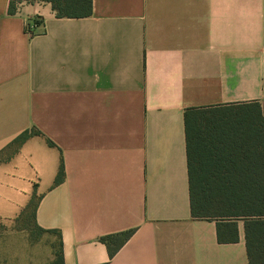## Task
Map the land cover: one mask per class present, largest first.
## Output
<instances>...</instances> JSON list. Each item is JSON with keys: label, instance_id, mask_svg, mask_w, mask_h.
<instances>
[{"label": "crops", "instance_id": "obj_1", "mask_svg": "<svg viewBox=\"0 0 264 264\" xmlns=\"http://www.w3.org/2000/svg\"><path fill=\"white\" fill-rule=\"evenodd\" d=\"M8 1L0 234L27 237L16 226L33 195L46 235L25 240L20 264L58 250L62 264H247L242 221L235 242L219 243L215 220L190 217L183 110L264 111V0H91L81 18L55 17L44 0L8 14ZM31 127L39 134L12 152ZM130 229L108 258L99 237Z\"/></svg>", "mask_w": 264, "mask_h": 264}, {"label": "trees", "instance_id": "obj_2", "mask_svg": "<svg viewBox=\"0 0 264 264\" xmlns=\"http://www.w3.org/2000/svg\"><path fill=\"white\" fill-rule=\"evenodd\" d=\"M20 1L31 0H9L7 13L13 14ZM44 1L58 18H81L91 12V0ZM183 126L190 217L215 220L219 243L235 242V221H242L247 264H264V111L257 102L185 108ZM38 134L32 127L19 133L12 140V152ZM61 178L60 163L54 182ZM36 203L32 195L19 214L17 228L43 231L34 223ZM132 231L99 237L108 258ZM49 264H62L60 250Z\"/></svg>", "mask_w": 264, "mask_h": 264}, {"label": "rangeland", "instance_id": "obj_3", "mask_svg": "<svg viewBox=\"0 0 264 264\" xmlns=\"http://www.w3.org/2000/svg\"><path fill=\"white\" fill-rule=\"evenodd\" d=\"M27 227H31L29 221ZM23 234L24 233L21 232H17L16 234L11 233L10 235L7 233L0 234V264H3L4 262V264H20V261H22L21 254L24 253L22 244H24L25 240L27 239L28 242L33 240L38 241L39 239H43L46 236L45 234L36 231L32 227L28 231L27 237H25Z\"/></svg>", "mask_w": 264, "mask_h": 264}, {"label": "built area", "instance_id": "obj_4", "mask_svg": "<svg viewBox=\"0 0 264 264\" xmlns=\"http://www.w3.org/2000/svg\"><path fill=\"white\" fill-rule=\"evenodd\" d=\"M26 26L28 27L27 28L28 32L31 34L32 30L35 28V24H32V23L29 22V24L26 23Z\"/></svg>", "mask_w": 264, "mask_h": 264}]
</instances>
